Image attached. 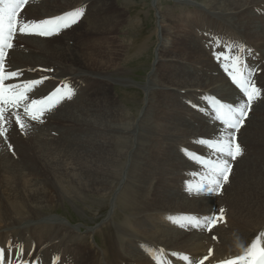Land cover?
<instances>
[{"label":"bare ground","instance_id":"obj_1","mask_svg":"<svg viewBox=\"0 0 264 264\" xmlns=\"http://www.w3.org/2000/svg\"><path fill=\"white\" fill-rule=\"evenodd\" d=\"M85 1L99 4L100 0H29L20 16L24 20L32 19L35 15L38 21L50 19L52 15L74 11L71 9L85 5ZM156 3L157 0H153V5ZM176 3L193 5L196 2L178 0ZM198 6L203 10L189 12L198 11L199 16L194 20L191 16L187 17V21L192 20L190 24L194 21V26L202 33L192 38L191 46L196 47L208 29L213 31L216 28L221 33L224 31L231 35L237 41L234 46H238L239 50L244 49V56L255 54L259 47V63L263 64L264 0H210L207 5ZM36 7L39 9L34 10ZM81 11L83 14L79 22L70 27L79 37L76 40L66 38L57 41L51 47L58 60L46 64L44 60L28 58L19 42L36 45L41 41L37 35H16L13 47L8 51L5 68H18V72L22 73L18 80L43 79L30 98H36L33 95L35 92L39 98L62 78V84L71 90V98L63 99L44 114V128L35 124L41 121L29 120L22 108L16 111L26 125L24 129L16 123L15 116L9 114L6 117L4 126L8 131L6 137H0V170L2 174L5 173L6 181L0 186L2 200L7 206L2 213L10 215V218L7 222L0 221V247L13 252L22 248L24 259L34 260L36 264H154L157 260L165 264H192V260L198 261L208 256L209 249L212 254L205 264H220L223 260L243 254L251 241L264 233V149H259L261 152L254 158L247 154L230 161L232 171L229 180L218 195L195 191L205 169L180 153V146L185 145L202 150L198 154L215 158L211 150L201 144V139H216L222 125L215 120L204 98L212 94L223 103L236 106L243 99L242 95L223 71L210 83H203V77L196 75L189 76V81L184 80L183 75H157L160 65L177 70L192 69L185 68V59L171 48L175 26L173 13L170 10H157V57L147 81L141 85L144 98L138 115L126 114L127 108L123 104H116L114 97L110 96V89H115L117 83L131 84L129 78L120 77L122 73L117 69L121 52H124L127 44H104L105 47L100 49L96 39L86 36L92 37L93 33L111 34L119 28L121 21L113 16L100 15L101 10ZM186 35L187 32L182 33L179 40ZM224 38L226 36L221 34L219 45L225 44L222 42ZM253 39L260 41L256 43L258 45L249 43ZM130 53L127 57H130ZM36 69L38 72H35ZM256 81L258 85V77ZM156 94L165 95L168 99L191 97L194 104L182 99L180 105L182 109L192 106V111L177 108L180 115L175 116L177 111H173V107L178 102L172 104L167 100L163 103V109H159L163 118L155 117ZM107 100L111 101L112 106L106 107ZM174 117V127L169 131V123ZM263 133L264 94H261L253 102L248 118L237 132V138L243 146L264 145L261 138ZM26 141L28 149L23 151L19 144ZM14 143L16 149L13 150L18 157L41 160L49 172L50 182L34 172L24 174L20 171L22 187L15 185L16 179L8 169L16 164V160H11L7 155L11 151L8 146L12 145L13 148ZM241 159H245L243 163L248 167L235 174L239 163H242ZM253 159L258 161L253 162ZM233 175H236V180L231 179ZM51 184L88 208H100L105 201L103 197L107 195L110 199L106 204L114 207L118 195L119 205L136 221L130 227L127 223H121L119 230L123 235L120 238L118 231L113 229L101 255L92 244L87 243V236L97 243L93 228L78 234L75 228L66 226L60 220L42 216L55 202L56 189L53 192ZM191 185L194 187L190 190ZM224 192L226 199L221 200ZM194 201L204 202L201 207L203 211L195 214L194 207L189 206L185 212L179 210V205ZM217 207L224 209V220L218 221L211 232L182 226L184 217L208 216L217 213L218 209L214 211ZM183 213L187 215H181ZM214 235H218L215 240ZM71 248L75 250L72 254L67 252ZM184 256L190 259L186 261Z\"/></svg>","mask_w":264,"mask_h":264},{"label":"rangeland","instance_id":"obj_2","mask_svg":"<svg viewBox=\"0 0 264 264\" xmlns=\"http://www.w3.org/2000/svg\"><path fill=\"white\" fill-rule=\"evenodd\" d=\"M177 1L178 0H157V3L155 5H153V0H100L98 2L99 4H95L96 2L92 3V1H85V5H84V6H86L85 10H90V9L91 10H101L99 12L100 15H105L106 17L113 16V17H116L119 21H121L120 22L121 27L119 26V28L111 34H108L105 36L103 34L99 35V33H97V34L93 33L92 37L86 35L89 39H96L97 40L96 44L99 47H101L100 49L105 47L104 44H106V45L108 44L110 46L115 45V44L118 46V45H121L123 43L127 44L125 46L124 52H121L122 57L123 56L124 57L123 58L121 57V60L119 62L117 69L119 70L120 73H122L120 75V77L121 78H127V80L129 78L128 81L131 84L127 85L125 83L124 84L123 83H120V84L117 83L115 85V87H116L115 89H112V88L110 89V91H111L110 96H112V98L114 97L113 100L116 101V104H119V103L123 104L124 107L127 108V111H128V112L125 111V113L133 115L134 117H136L138 115V112L140 111V108H141L142 102H143V98H144V91H143V88L141 87V85H143L145 83V81H147V75L150 72V70L152 69V64H153L155 58L157 57V55H156L157 51H158L157 50L158 49V35H157V33L159 32V31L156 32V29H157L156 28L157 10H161V11L170 10L173 13V21H174L175 26L173 28V35L171 36V39L173 42V43H171V45H172L171 48L174 50V52H177L180 55V57H183L185 59V61L187 62L185 64V66H186L185 68H192L194 70L193 71L192 69H190L189 71H185L183 68H179L180 70H177V68H175V67H173L174 68L173 69L170 67L160 65L158 67V71H157L158 76L173 77V76H178V75L182 76L183 75L184 80L189 81V78H188L189 76L191 77L192 75H194V76L196 75V76L201 77V78L203 77L202 78L203 83H206V82L210 83V81L212 82V81H214V79L216 77H219V74L221 71H223L225 74H227L225 69H224L223 64L221 63V61L216 58L220 53H224L225 55H228V56H235V55L241 56L242 55L241 57L245 61L246 66L250 67L253 70H255V68L257 67V69L255 71H253V74H252L253 75V81H254L255 85H257L256 77H258L257 88L259 90H260V88H263V90H261V94H264V85H263L264 84V78L261 77V76L264 77V71H263L264 70V61H263V64L259 63V59H260V58H258L259 50H257V49H259V47H257V49L255 50V54L257 56L254 53H251L250 56L248 54H247V56H244V53H243L244 51L242 53H240L238 46H234V44H237L236 43L237 41H234L231 38V35L225 34L224 31H223V33H221L216 28H214L213 31L208 29L203 34V37L200 38L198 45L196 47L191 46L192 43H190V41L192 40V38H194L195 36H200V35H202V33L199 32V29L194 26V23H195L194 21H193V24H190L192 20L187 21L188 20L187 17H189V16H191V18L193 20L196 18V16L198 17L199 16L198 11L189 12V10H194V9L203 10L198 5L199 4L200 5L201 4L207 5L210 0H194L196 3L193 5L178 4V3H176ZM156 5H157V7H156ZM124 6L126 8H124ZM155 7L157 8V10ZM187 7H189V8H187ZM38 9L39 8L36 7L34 10H38ZM55 15H58V14H55ZM55 15H52L53 18L55 17ZM35 19H37L36 15L32 19H30V17H29L27 19V21H31V20L38 21ZM42 20H44V19H42ZM39 21H40V19H39ZM186 32H187V35L183 36V39L180 41L179 40L181 38L180 35L182 33L186 34ZM174 33H175V35H174ZM221 34L225 35L226 39L224 38L222 40V42H225V44L221 43L222 45L221 44L219 45L218 43L220 41ZM162 35H163V32H162ZM78 37H79V34L77 32H75V29L70 28V29L63 30L59 34L53 35L49 38L39 37V39L41 41H38V43H36V45L33 44L30 46V45H28L26 43H22V42H19V45L26 52L29 59H41V60H44L46 62V64H50L49 62L52 63L53 61L58 60L57 55L51 49V47L57 41H61V40L63 41L66 38L76 40ZM210 37H211V39H210ZM120 38L122 41L120 40ZM163 38L165 39V37H163ZM176 38H178V40H176ZM160 39H162V38L160 37ZM216 39H218V40H216ZM155 40H156V42H155ZM214 40H216L215 41L216 45L214 43ZM165 41L166 40H164V42ZM176 41H178V42H176ZM257 42L259 43L260 41L253 39L249 43H251V44L254 43V45H258V44H256ZM209 43H211V44H209ZM231 46H234V47L229 48ZM175 49H176V51H175ZM128 50H129V52H128ZM130 51H131V53H130ZM129 53H130V57H127L128 56L127 54H129ZM213 54H214V56H213ZM200 59H202V60H200ZM208 62H209V64H208ZM5 63H7L6 59H5ZM54 63H56V62H54ZM37 69L35 70V72H38ZM10 71H18V68L10 70ZM21 76L22 75H20V77ZM123 76H125V77H123ZM37 78L42 79V77H37ZM37 78H35V79H37ZM204 78H207V79L204 80ZM31 80H33V79L13 80V81L18 82V81H31ZM42 81H43V79H42ZM63 82H64V79L62 78V79H59L57 83H63ZM85 85H86V83H85ZM125 86H127V87H125ZM236 91L238 93H240L239 90L237 89V87H236ZM37 94H38L37 92H35L33 94L36 97V99H37ZM240 94L242 95V93H240ZM155 96H154V98H155L154 100H156V102H157V103L154 102L157 105V107L155 106L154 111H153L155 114L154 115L155 117H158L160 119L163 118V113L160 110L163 109L162 108L164 106L163 103H165V101L167 102V100H170V102L172 101V104H176L178 102L176 104V107H173V111H175V109L177 111V112L175 111L176 112L175 116H177V114L180 115L179 110H186L187 109V111L188 110L192 111L191 110L192 106H188V107L186 106L187 108L182 109L181 105H180V100H182V99L191 102V104H194L193 103L194 100L191 97L190 98L189 97H183V98H178V99H174V98L170 97V99H168V97H166L165 95L163 96V95H159V94L157 95L156 94ZM209 97L217 98L216 96H214L212 94H207V96L204 98V100L207 99V101H208ZM107 101H108L107 102L108 104L106 102H103V103H106V107L112 106L111 101L110 100H107ZM121 101H123V102H121ZM197 116H198V114H197ZM247 118H248V116H247ZM44 123H45V121H43L42 123L36 122L35 124L39 127H43L44 125H46ZM244 123H245V121H244ZM169 124H171V125H169ZM169 124L168 125L170 128L168 130L170 131V129H172V127H174L175 117L172 120V123H169ZM166 128H168V126H166ZM52 134H55V133H52ZM236 137H237V133H236ZM261 138L264 139V133L262 134ZM59 142H61V141H59ZM237 142L240 144V146L242 148V154L239 156V158H242V157L246 156L247 154L252 155L254 158V156H256L257 153L261 152L259 149H262V150L264 149V145H261V143L252 147V146H243L238 141V138H237ZM258 146H260V147H258ZM17 147H18V145H17ZM19 147L21 149H23V151L25 149H28L27 141L24 143L20 142ZM13 149H16V143H14L13 148L11 145V148H10L11 151L7 152V155L11 158V160L12 159H13V161L16 160V164H12L9 166L8 172H9V174H11L16 179V183H15L16 186H18L20 188L22 187L21 186V179H20V171L24 172V174L34 172L38 176L40 175L41 178H44L45 180L50 182L49 172L46 170L45 166L41 163V160H39L37 158H33V159H29V160L24 159V158H20V157H18L17 153ZM180 150H181L180 153H183V155L190 162H194L199 166L198 162L192 158L191 154L201 155L198 153H199V151H202V150H196V149L190 148V147L185 146V145H181ZM202 156L205 159L208 158L205 155H202ZM241 160H242V163H239L237 171L235 174H240L241 170H244L245 167H248L247 164L243 163V162H245V159H241ZM256 161H258V160L255 159V161H254V159H253V162H256ZM231 164H232V162H231ZM5 178H6L5 173L2 174L1 170H0V185L5 183V181H6ZM231 179L236 180V175H233V177ZM52 187H53V189H52L53 192L56 189V191L54 193L55 194V202L52 203V206L50 209H48L47 211H44V213H47L46 215H42L41 213H39V214L42 215L43 217L49 216V217L55 218L57 220H60L66 226L75 228L76 231H78V234L84 233L83 231L87 230V228H89L88 230L93 228L95 230V239H96L97 243L93 242L92 237H90V236H87V243L92 244V246L95 248V250L99 251L101 253V255L103 252L102 249L105 247V245H108L106 240L109 241V239L111 237L110 234H111V231L113 229L118 231V236L120 238V237H122L121 235H123L121 233V231L119 230L121 223H127L130 227L134 223V221H136V218L134 216L128 215L127 211H125L119 205L118 202L120 200V197L118 195L115 198V206L114 207H110V206H108V204H106L107 200L110 199L109 195H107V196L103 197V199L105 201L101 204L102 208L100 207V208L96 209L94 207L88 208L82 202L76 201V200L72 199L71 197H69L65 192L62 193L54 185H52ZM191 187H194V186L191 185ZM221 192L222 191L220 190L219 193H221ZM2 194L3 193L1 191V186H0V197H1L0 198V203H1L0 221L7 222V221H9L8 219L10 218V215L6 216L5 213H2L3 210H7L6 203H5L4 199L2 200ZM218 194H216V195H218ZM225 195H226L225 192L221 194V198H222L221 200L226 199ZM160 201H162V200H159V201L156 200V202H160ZM163 202H164V200H163ZM199 202H197V201H194L191 203L187 202L185 205H182V206L178 204L179 208H180L179 210H181V212H185V211H187L186 210L187 206H189V207H194L193 209L195 211V214L199 213V212L203 211V209L201 207L203 206L202 203H204V202H200V203ZM116 203H118V204L116 205ZM216 209H218V207L215 208L214 211ZM181 215L185 216L187 214L183 213ZM106 219H107V221L103 222ZM214 237H216V239H217L218 235H216V236L214 235ZM219 243H221V242H219ZM74 251H75L74 248L67 250V252H69L70 254H72Z\"/></svg>","mask_w":264,"mask_h":264},{"label":"snow or ice","instance_id":"obj_3","mask_svg":"<svg viewBox=\"0 0 264 264\" xmlns=\"http://www.w3.org/2000/svg\"><path fill=\"white\" fill-rule=\"evenodd\" d=\"M26 3L27 0H0V137H6L8 131L4 126L7 115L15 116L16 123L21 129H24L26 125L17 113V109L22 108L24 115L30 120L42 122L44 114L50 110L46 105L62 91L61 87H57L49 96L33 99L28 94L41 84L42 80L6 83L7 81L18 80L22 75L18 71H10L5 68L7 49L13 47V38L16 35H38L42 37L57 35L78 23L83 14L80 9H77L50 19L27 21L20 16ZM239 51L243 52L244 49L241 48ZM216 58L223 64L231 82L242 93L243 99L236 106H233L222 103L217 98H208L212 115L222 125V128L218 130L219 135L216 139L202 138L201 144L206 145L215 158L205 159L202 155L196 154H191V156L205 168L202 181L195 188V191L218 194L229 180L232 171L230 161H235L242 154L236 133L244 124L253 102L260 97L261 91L252 79L254 70L246 66L240 55L228 56L220 53ZM63 88L65 92L60 99H70L71 90L67 85H64ZM189 188L191 190V186ZM223 220L224 209L221 208L217 210V213L204 217H184L182 226L211 232L217 222H223ZM213 239L215 240L216 237ZM211 254L212 250L209 249L208 256L199 261L192 260V264H205ZM12 258L16 259V264H36L34 260L24 259L22 248L14 252L0 248V264H7ZM183 259L187 261L190 258L184 256ZM220 264H264V233L257 235L244 249L243 254L223 260Z\"/></svg>","mask_w":264,"mask_h":264}]
</instances>
